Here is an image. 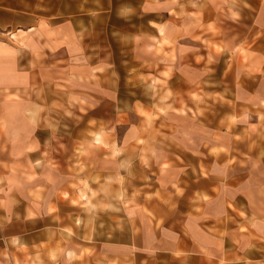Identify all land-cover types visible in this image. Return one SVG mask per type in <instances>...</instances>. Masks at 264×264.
<instances>
[{
	"label": "crops",
	"instance_id": "crops-1",
	"mask_svg": "<svg viewBox=\"0 0 264 264\" xmlns=\"http://www.w3.org/2000/svg\"><path fill=\"white\" fill-rule=\"evenodd\" d=\"M137 10L132 56L164 81L168 108L148 126L90 110L67 146L43 141L55 135L27 98L65 84L48 64L64 35L49 21L0 28V264H264V0ZM90 72L76 65V85L97 88Z\"/></svg>",
	"mask_w": 264,
	"mask_h": 264
},
{
	"label": "rangeland",
	"instance_id": "rangeland-1",
	"mask_svg": "<svg viewBox=\"0 0 264 264\" xmlns=\"http://www.w3.org/2000/svg\"><path fill=\"white\" fill-rule=\"evenodd\" d=\"M139 1L0 0V28L13 29L16 33L37 23L44 26L49 21L47 27L52 31L51 38H63L60 36L64 35L65 42L61 44L59 39L58 49L56 41L54 48H48V64L55 75L58 70L65 72L64 76L58 75L64 78L65 84L54 79V83H49L46 88L35 86L27 95L32 98L29 101L34 103L33 108L43 121L42 131L55 135L42 138L49 146L72 145L75 131L89 128L91 123L86 118L90 116V110L97 115L106 114V111L114 115L128 111L133 124H137L135 115L140 113L146 117L148 126L153 115L168 108L164 102L167 103L170 92L167 87L163 90L164 81L157 77V71L151 65L137 68L132 56L131 39L142 21L137 10ZM76 27L81 41V54L77 58ZM20 33L23 34L22 30ZM14 37L18 43L23 41L20 34ZM76 65L86 72L91 71L85 78L97 83V88L84 81L76 85ZM99 83L113 86V105H100L109 92ZM176 109L184 111L185 107ZM189 110L193 113L191 107ZM216 111L211 107V113ZM124 128L118 127V130L121 132ZM78 146H82V142Z\"/></svg>",
	"mask_w": 264,
	"mask_h": 264
}]
</instances>
